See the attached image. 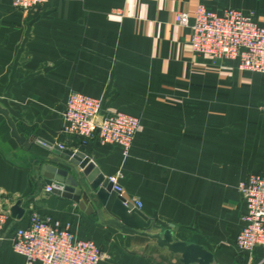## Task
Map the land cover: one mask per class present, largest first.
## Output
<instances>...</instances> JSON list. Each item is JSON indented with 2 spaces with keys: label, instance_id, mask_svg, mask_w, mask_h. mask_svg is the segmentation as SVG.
<instances>
[{
  "label": "crops",
  "instance_id": "1",
  "mask_svg": "<svg viewBox=\"0 0 264 264\" xmlns=\"http://www.w3.org/2000/svg\"><path fill=\"white\" fill-rule=\"evenodd\" d=\"M198 3L251 11L264 22V0H49L27 12L0 0V105L32 142L29 150L20 146L0 114V204L10 210L19 201L24 209L5 224L0 264H25L13 229L32 211L94 241L103 252L98 264H182L148 238L104 224L94 203L87 214L46 192L36 168L52 154L38 138L83 152L105 177L122 173L124 196L141 202L157 230L173 224L174 240L204 246L219 264L243 263L235 237L246 207L237 185L264 174V74L193 52L190 30L175 15L192 16ZM70 91L99 98L103 112L139 118L127 154L61 131ZM116 196L110 193L103 218H114ZM251 262L264 264V248L253 250Z\"/></svg>",
  "mask_w": 264,
  "mask_h": 264
},
{
  "label": "built area",
  "instance_id": "2",
  "mask_svg": "<svg viewBox=\"0 0 264 264\" xmlns=\"http://www.w3.org/2000/svg\"><path fill=\"white\" fill-rule=\"evenodd\" d=\"M49 0H11L14 8L34 10ZM175 21L190 30L193 52L208 56L212 63L236 61L239 70L264 74V22L251 13L227 7L216 12L198 3L192 16L178 12ZM61 131L85 144L95 138L101 144H115L127 154L137 133L139 120L120 110L103 112L99 98L70 91L62 111ZM118 172L108 176L112 192L140 208L141 202L124 196ZM50 192L51 187L45 185ZM237 190L246 211L243 225L235 237V246L248 263L256 247L264 248V174L251 173L241 180ZM10 210L0 204V239ZM13 249L25 258V264H98L103 252L91 239L79 238L67 225L36 211L28 214L25 225L13 229Z\"/></svg>",
  "mask_w": 264,
  "mask_h": 264
},
{
  "label": "water",
  "instance_id": "3",
  "mask_svg": "<svg viewBox=\"0 0 264 264\" xmlns=\"http://www.w3.org/2000/svg\"><path fill=\"white\" fill-rule=\"evenodd\" d=\"M0 114L6 119L11 136L20 146L29 150L32 142L17 131L7 110L1 105ZM34 143L52 154L42 155V160L36 168L45 184L51 187L52 193L76 201L87 214L94 212L91 204L94 203L95 211L104 224L124 234H137L154 241V245L178 254L182 264H219L213 253L204 246L174 240L170 229H176L173 224L164 230L153 229L152 220L132 203L125 204L121 196H116L110 208L114 218H103L102 208L107 204L112 192V184L100 173L94 162L79 150L60 148L41 138L36 139ZM95 199L98 200L99 205H96ZM10 214L14 219H20L23 216L24 209L20 207L19 201L11 206Z\"/></svg>",
  "mask_w": 264,
  "mask_h": 264
},
{
  "label": "rangeland",
  "instance_id": "4",
  "mask_svg": "<svg viewBox=\"0 0 264 264\" xmlns=\"http://www.w3.org/2000/svg\"><path fill=\"white\" fill-rule=\"evenodd\" d=\"M246 12V11H245ZM178 13V12H177ZM248 13H251L252 15H253V13L251 12V11H249ZM194 53H196V52H194ZM196 54H199V53H196ZM138 118V117H137ZM138 120H139V118H138ZM139 127V126H138ZM137 131H138V129H137ZM129 151V150H128ZM128 153V152H127ZM123 175V174H122ZM123 178V177H122ZM122 180V179H121ZM243 216H241V220L243 221ZM226 227H228V228H230V229H232V232L230 231V235H233V231H234V229H235V224H232V222L230 221V223L226 226ZM153 229H156L155 227L153 228ZM151 242H153L152 244H154V241H152V240H150ZM240 258H243L242 260H243V263H240V262H235V263H233V264H252V262H250V263H248L247 261V259H245L243 256H241Z\"/></svg>",
  "mask_w": 264,
  "mask_h": 264
}]
</instances>
